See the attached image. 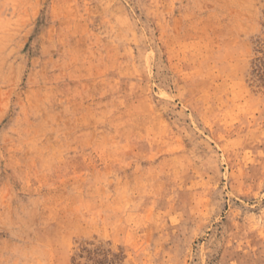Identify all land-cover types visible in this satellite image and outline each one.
<instances>
[{
	"label": "rangeland",
	"instance_id": "374dc122",
	"mask_svg": "<svg viewBox=\"0 0 264 264\" xmlns=\"http://www.w3.org/2000/svg\"><path fill=\"white\" fill-rule=\"evenodd\" d=\"M264 0H0V264H264Z\"/></svg>",
	"mask_w": 264,
	"mask_h": 264
},
{
	"label": "trees",
	"instance_id": "16d2710c",
	"mask_svg": "<svg viewBox=\"0 0 264 264\" xmlns=\"http://www.w3.org/2000/svg\"><path fill=\"white\" fill-rule=\"evenodd\" d=\"M261 77H262L261 79L264 80V72L262 73V76Z\"/></svg>",
	"mask_w": 264,
	"mask_h": 264
}]
</instances>
